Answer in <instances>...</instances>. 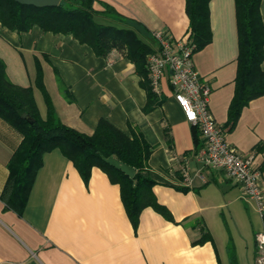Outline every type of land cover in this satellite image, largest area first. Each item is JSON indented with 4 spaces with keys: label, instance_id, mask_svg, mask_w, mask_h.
<instances>
[{
    "label": "crops",
    "instance_id": "1",
    "mask_svg": "<svg viewBox=\"0 0 264 264\" xmlns=\"http://www.w3.org/2000/svg\"><path fill=\"white\" fill-rule=\"evenodd\" d=\"M185 1L95 0L94 8L112 7L132 20L142 36L162 31L176 40L188 30ZM208 7L212 39L191 61L209 83V109L223 125L237 67L235 5L234 0H210ZM260 14L264 26V0ZM92 51L70 34L36 26L17 32L0 23V58L7 77L32 88L42 118L47 107L34 81L37 62L53 114L62 123L91 134L105 119L129 136L141 133L151 146L147 174L156 182L152 191L170 218L149 206L133 226L118 184L98 167L84 181L59 149L43 154L26 205L17 214L1 194L21 136L0 119V264H257L264 225L255 202L243 197L223 172L202 166L203 137L184 120L168 81L162 80L155 104L145 111L147 94L134 64L118 49L106 57ZM240 112L226 140L253 154L264 194V95ZM181 186L189 190L183 192ZM205 230L212 240L193 244Z\"/></svg>",
    "mask_w": 264,
    "mask_h": 264
},
{
    "label": "trees",
    "instance_id": "2",
    "mask_svg": "<svg viewBox=\"0 0 264 264\" xmlns=\"http://www.w3.org/2000/svg\"><path fill=\"white\" fill-rule=\"evenodd\" d=\"M210 0H186L185 11L189 20L186 38L194 45V53L211 42L212 32L209 14ZM95 0H60L56 6L37 7L21 4L15 0H0V23L12 31L26 32L31 27L42 31L70 34L80 43L86 44L96 55L106 57L113 49L120 50L134 64L141 77L140 85L147 94L146 110L153 107L155 93L151 90L147 56L156 51L158 44L152 34L141 35L132 25L134 22L105 6L94 8ZM261 0H234L238 55L234 93L227 109V120L222 125L225 132L232 130L240 111L256 97L264 95V26L260 14ZM104 19L107 23L102 22ZM37 62L36 85L42 91L47 114L42 118L31 87H22L9 80L5 64L0 58V119L17 131L21 140L7 163L8 177L1 197L6 205L20 215L30 192L37 171L42 165L44 153L59 149L72 161L84 181L91 169L98 167L109 180L118 184L120 197L129 219L136 226L143 208L149 207L170 218L167 210L160 206L152 191L156 184L147 174L150 144L138 131L131 136L105 119H100L91 134H85L62 123L53 114L51 99L43 86L42 71ZM32 117L29 124L22 115ZM194 132L199 131L192 125ZM203 147V145H202ZM112 156L135 169L132 177L106 163ZM186 192L188 187H178ZM205 230L193 241L202 244L211 241ZM232 250V248H231ZM233 250L231 259L234 263Z\"/></svg>",
    "mask_w": 264,
    "mask_h": 264
},
{
    "label": "built area",
    "instance_id": "3",
    "mask_svg": "<svg viewBox=\"0 0 264 264\" xmlns=\"http://www.w3.org/2000/svg\"><path fill=\"white\" fill-rule=\"evenodd\" d=\"M157 50L147 56L148 79L151 90L160 94L162 80L166 79L172 95L180 107L184 120L196 125L204 144L199 150L202 166L219 170L238 184L243 197L253 200L264 225V194L260 172L253 166V154L242 153L226 140V132L209 109L211 87L198 74L192 63L194 45L186 35L172 39L162 31L152 32ZM185 180L189 175L184 171ZM203 180V176L200 174ZM257 264H264V232L257 240Z\"/></svg>",
    "mask_w": 264,
    "mask_h": 264
},
{
    "label": "water",
    "instance_id": "4",
    "mask_svg": "<svg viewBox=\"0 0 264 264\" xmlns=\"http://www.w3.org/2000/svg\"><path fill=\"white\" fill-rule=\"evenodd\" d=\"M15 2H18V3H23V4H30V5H34V6H37V7H45V6H56L59 4L60 0H15ZM22 118H24L26 121H28L29 124H33V118L30 117L29 115H26V114H23L22 115ZM105 161L106 163H108L110 166L120 170L121 172L123 171V173L125 175H127L128 177H132L135 173V169L112 157V156H109L107 158H105Z\"/></svg>",
    "mask_w": 264,
    "mask_h": 264
}]
</instances>
